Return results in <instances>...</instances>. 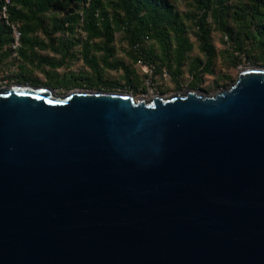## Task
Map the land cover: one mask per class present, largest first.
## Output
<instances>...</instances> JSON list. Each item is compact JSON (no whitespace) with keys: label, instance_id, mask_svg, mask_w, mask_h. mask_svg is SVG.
<instances>
[{"label":"water","instance_id":"1","mask_svg":"<svg viewBox=\"0 0 264 264\" xmlns=\"http://www.w3.org/2000/svg\"><path fill=\"white\" fill-rule=\"evenodd\" d=\"M136 98L0 86V264H264V65Z\"/></svg>","mask_w":264,"mask_h":264},{"label":"rangeland","instance_id":"2","mask_svg":"<svg viewBox=\"0 0 264 264\" xmlns=\"http://www.w3.org/2000/svg\"><path fill=\"white\" fill-rule=\"evenodd\" d=\"M108 11L112 10V4L116 0H102ZM179 13L181 21L185 26V35L188 37L192 47L184 57V64L179 74L175 73V66L171 68L162 61L161 51L157 42L150 38L144 41L143 47L146 50H153L152 63L133 61L130 54V47L127 36L123 31H117L109 44L110 62L116 61L127 67V71L117 68L115 65L107 66L102 61L105 58V51L101 49V38L90 40L91 56H95L101 73L95 74L87 65L81 55V43L86 40L85 33L77 26L74 34L54 33L53 46L59 51L52 49H34L31 53L35 60H25L19 52L18 46L13 42L0 45V86L14 83H29L38 81L39 84L47 86L57 94L78 88H89L91 83L100 82L111 85L114 91L133 94L136 98H149L152 95L168 96L177 91L188 88H196L212 94L217 90L229 86L238 75L240 65H264L257 60L260 54V47L246 34L245 25L250 23L253 29L251 17L244 18V8L247 0H226L223 9V18L227 25L233 29L232 36L220 30L215 23L212 13L206 17V26L210 29V44L213 47V63L209 70L204 67L205 54L201 51L197 41L199 29L196 19L202 14L191 0H167ZM213 4H217L213 0ZM243 10V11H242ZM58 13L57 11H55ZM7 14V12H6ZM2 18L0 17V21ZM17 25V24H15ZM19 25V24H18ZM17 25V26H18ZM38 38H49L45 33L37 32ZM172 38V36H170ZM65 46L64 49L60 43ZM173 42V40H172ZM49 44V42H48ZM239 45V47L237 46ZM67 51V57L62 65L53 67L48 63H38L41 56H47L49 63H57L61 60L62 52ZM246 50V51H244ZM29 54V51L27 52ZM240 58V61L238 60ZM37 60V61H36ZM130 74L134 80L132 86L126 83V75ZM29 79L30 82L26 80Z\"/></svg>","mask_w":264,"mask_h":264},{"label":"trees","instance_id":"3","mask_svg":"<svg viewBox=\"0 0 264 264\" xmlns=\"http://www.w3.org/2000/svg\"><path fill=\"white\" fill-rule=\"evenodd\" d=\"M214 1H216V5L212 3L213 0H191L202 11V14L196 19L199 29L197 41L201 51L205 54L204 67L206 70H209L214 57L213 47L210 44V29L206 26L208 13H212L220 30L229 36L233 34V29L226 24L223 18L222 11L226 7V0ZM247 1L243 15L244 18L251 17L254 26L252 29L250 23L246 24V34L254 42L257 41L261 50L257 60L264 63V0ZM4 6L8 22L19 24L18 28L21 32L19 52L25 60H35L31 56L35 48L59 51L53 46L51 35L54 33L74 34L78 25L86 35V40L81 43V55L97 75L101 73L99 64L96 62L95 56L90 55L91 49H93L90 40L94 38L102 39L100 40L101 49L105 51V58L102 62L107 66L115 65L117 68L127 71L125 65L116 61L110 62L109 59L111 54L109 44L117 31H123L127 36L130 54L135 62L141 60L152 63L154 61L153 50L148 51L143 47L147 38L154 39L160 48L162 61L169 68L175 66L176 74L180 73L184 57L192 47L185 35V26L179 13L167 0H116L110 11L106 9L102 0H0V17ZM39 31L50 37L49 44L44 38L36 36ZM12 41L10 25L2 18L0 21V43L3 45ZM60 44L64 49L63 43ZM237 46L239 47V45ZM61 52V60L57 63H49L45 55L39 57L40 61H36L58 67L62 65V61L68 55L66 50ZM238 60L240 61V58ZM26 81L30 82L29 79ZM99 81L91 83L89 88L114 91L111 85L103 83L101 79ZM133 81L130 74L127 73V85L132 86ZM32 84H39V82L34 81Z\"/></svg>","mask_w":264,"mask_h":264},{"label":"built area","instance_id":"4","mask_svg":"<svg viewBox=\"0 0 264 264\" xmlns=\"http://www.w3.org/2000/svg\"><path fill=\"white\" fill-rule=\"evenodd\" d=\"M8 1V0H6ZM1 17L6 21V23L8 25H10V28H11V36H12V39H13V44L14 46H18L19 45V41H20V38H21V32L18 28L17 25L13 24V23H10L8 22L7 20V14H6V7L4 6L3 9H2V12H1ZM141 61V60H139Z\"/></svg>","mask_w":264,"mask_h":264}]
</instances>
